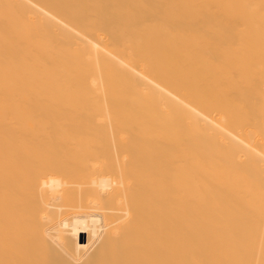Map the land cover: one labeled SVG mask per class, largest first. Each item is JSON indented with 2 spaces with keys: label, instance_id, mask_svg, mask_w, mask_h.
<instances>
[{
  "label": "bare ground",
  "instance_id": "6f19581e",
  "mask_svg": "<svg viewBox=\"0 0 264 264\" xmlns=\"http://www.w3.org/2000/svg\"><path fill=\"white\" fill-rule=\"evenodd\" d=\"M0 264H264V0H0Z\"/></svg>",
  "mask_w": 264,
  "mask_h": 264
}]
</instances>
